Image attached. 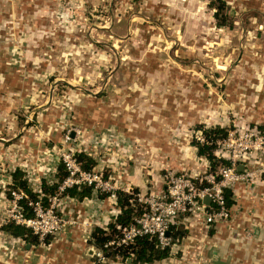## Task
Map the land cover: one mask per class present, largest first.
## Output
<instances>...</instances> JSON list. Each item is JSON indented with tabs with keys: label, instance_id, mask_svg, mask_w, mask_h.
I'll list each match as a JSON object with an SVG mask.
<instances>
[{
	"label": "rangeland",
	"instance_id": "1",
	"mask_svg": "<svg viewBox=\"0 0 264 264\" xmlns=\"http://www.w3.org/2000/svg\"><path fill=\"white\" fill-rule=\"evenodd\" d=\"M211 1L0 0V226L16 211L15 167L36 189L52 177L51 159L84 151L102 186L159 196L167 172L206 171L192 141L216 126L227 136L214 154L245 174L224 222L246 213L239 190L245 201L264 198V0H224L223 27ZM70 202L44 215L63 218L58 233L80 227L71 220L81 217L67 216ZM195 221L201 241L184 248ZM195 221L178 217L170 263L214 264L215 223ZM127 262L95 256V264Z\"/></svg>",
	"mask_w": 264,
	"mask_h": 264
},
{
	"label": "built area",
	"instance_id": "2",
	"mask_svg": "<svg viewBox=\"0 0 264 264\" xmlns=\"http://www.w3.org/2000/svg\"><path fill=\"white\" fill-rule=\"evenodd\" d=\"M217 153H215L216 155L214 154L216 157L218 156ZM205 160L208 169L209 162L206 158ZM59 161L63 162L68 171L66 179L59 187L60 191L74 184H92L93 191L90 197H97L103 192L108 194L109 197L116 199L115 191L117 189L113 188L114 186H102L100 175L95 171L96 169L94 170V167L91 171L82 170L76 162L73 152L63 155L62 158L58 159ZM207 169L201 175L167 172L165 174L166 184L161 195L151 194L147 198H143L136 194L137 201L144 205L145 213L134 216L133 221L128 226L120 227L119 235L115 236V240L108 242L105 247L110 245H128L133 243L137 237L152 236L156 238L158 245L161 247L171 248L174 243L169 233L172 228H176L180 215L190 216L194 220H199L206 228L214 223L227 220L231 216V209L226 206L225 190H234L236 184L245 178V174L238 171L234 162H229L227 165H219L214 172H208ZM42 179L43 177L40 178L37 188L34 189L30 185V178L27 177L30 188L34 192L39 193L40 198L42 196L40 188ZM47 180L48 182H53L55 179L51 177ZM123 191L127 192L128 189H123ZM128 193L130 192L128 191ZM11 195H13L16 211L5 222L15 221L30 228L41 241L48 235L58 234L62 229L61 227L65 225L63 218L60 216L51 215L52 217L49 221L44 219V215L52 212L55 208V202L59 206L69 202L72 198L59 194L49 195V205L47 207H43L40 200L29 201L28 204L33 207L35 216L26 218L22 213L21 207L18 206V200L26 197V195L21 190H13L10 197H12ZM205 198H209V203L204 201ZM92 247L94 248L95 256L99 260L107 258L102 249H97L94 245Z\"/></svg>",
	"mask_w": 264,
	"mask_h": 264
},
{
	"label": "crops",
	"instance_id": "3",
	"mask_svg": "<svg viewBox=\"0 0 264 264\" xmlns=\"http://www.w3.org/2000/svg\"><path fill=\"white\" fill-rule=\"evenodd\" d=\"M57 165L58 162L51 159L45 167L46 174L49 176L51 174L53 177ZM205 169H207L206 163ZM129 174H131L129 178L132 182H142L137 173ZM238 195L241 196L239 207L247 209L246 213L241 216L240 212L239 216L233 217L228 222L215 223L210 234L219 240L215 244L220 245V250L212 249V259L214 264L223 260L224 264H264V200H262L264 198L254 196L250 201H245L244 199L248 200L247 195L244 192L240 193V190ZM70 201V205L66 208L67 216L81 217L79 221L71 220L75 221L76 225H80L79 229L71 228L68 232L48 235V242L39 240L37 244H30L21 238L7 235L0 226L2 232L0 234V264H95L94 248L88 240L95 226L107 229L112 217L119 213L116 199L109 196L103 199L97 195L81 202L73 198ZM199 225L195 221L186 226L187 235L182 237L184 248L194 243V240L201 241ZM245 227L251 229V236L245 235L243 231ZM6 241L9 242L7 245L9 249L5 248ZM179 250L182 251V247ZM172 260L173 258L168 256L144 264H174V262L170 263ZM127 261V264H132L129 259Z\"/></svg>",
	"mask_w": 264,
	"mask_h": 264
},
{
	"label": "trees",
	"instance_id": "4",
	"mask_svg": "<svg viewBox=\"0 0 264 264\" xmlns=\"http://www.w3.org/2000/svg\"><path fill=\"white\" fill-rule=\"evenodd\" d=\"M212 7L215 8L214 17L216 19V24L219 27H223L226 24V17L220 18V11L225 5L224 0H212ZM203 134V141L199 142L193 140L195 147L197 148V153L200 156H204L209 164L210 171L214 170L220 164H229V161L217 158L214 155V149L216 147V142L227 136V129L224 127H213V128H201ZM74 157L79 167L84 171H91L96 165L95 160L89 156V154L84 151H78L74 153ZM10 188L13 190H21L26 197H22L18 200V206L21 207L24 217L31 218L35 216L33 207L28 204L29 201L40 200L43 207L49 205L48 196L59 194L61 196H68L81 202L85 198H90L93 191V185L87 184H74L72 186H67L61 191L59 187L66 179L68 171L66 170L62 161L58 162L56 172L54 173L53 182H48L46 178H43L40 184L42 196L40 198L39 193L34 192L27 181V176L25 171L20 167H15L10 172ZM137 192V190H135ZM235 194L234 190L226 189L225 198L226 206L228 209H233L236 206V201L233 198ZM103 199L108 197V194H99ZM116 196V206L119 209V213L112 217V220L108 223L107 229L100 226H95L90 234V239L88 240L90 244L97 248L103 250L104 255L107 258L115 259L117 256L121 257L123 261L130 260L132 264H144L152 263L164 259L169 256L170 248L161 247L155 237L152 236H141L137 237L135 241L128 245H110L105 247V245L115 240V236L120 233V227L128 226L133 220L134 216H139L145 213L144 205L139 203L133 192L128 193L123 190L117 189L115 191ZM1 229L7 235L13 238H21L30 244H37L39 238L37 234H34L32 230L24 225L18 224L15 221H8L1 225ZM170 236L177 238L181 236L178 228H172ZM49 237L44 239L48 242Z\"/></svg>",
	"mask_w": 264,
	"mask_h": 264
},
{
	"label": "water",
	"instance_id": "5",
	"mask_svg": "<svg viewBox=\"0 0 264 264\" xmlns=\"http://www.w3.org/2000/svg\"><path fill=\"white\" fill-rule=\"evenodd\" d=\"M204 201H205L206 203H209V198H205ZM173 249H174V248H172V250H173Z\"/></svg>",
	"mask_w": 264,
	"mask_h": 264
}]
</instances>
